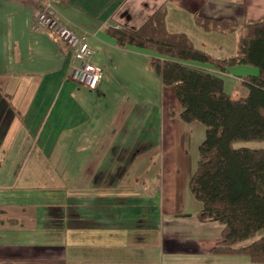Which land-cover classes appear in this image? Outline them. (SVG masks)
<instances>
[{"label": "crops", "instance_id": "0c3cea01", "mask_svg": "<svg viewBox=\"0 0 264 264\" xmlns=\"http://www.w3.org/2000/svg\"><path fill=\"white\" fill-rule=\"evenodd\" d=\"M42 1L0 0V264L243 260L211 253L223 226L199 221L189 191L205 128L181 121L148 52L104 30L138 29L163 7L168 32L224 59L236 34L202 31L196 16L243 25L264 18V0H52L64 25L88 35L103 71L96 91L74 85L64 46L32 30ZM250 73L223 77L231 98L247 95Z\"/></svg>", "mask_w": 264, "mask_h": 264}, {"label": "trees", "instance_id": "16d2710c", "mask_svg": "<svg viewBox=\"0 0 264 264\" xmlns=\"http://www.w3.org/2000/svg\"><path fill=\"white\" fill-rule=\"evenodd\" d=\"M165 15L161 7L138 29L104 31L121 49L148 52L150 70L164 86L173 87L181 121L205 128L188 186L202 206L199 221L223 226L221 242L211 253L264 264V148L235 147L264 142V18L238 25L196 16L195 24L202 31L237 36L235 54L216 60L185 34L168 32ZM237 68L256 73L240 78L247 95L233 99L225 91L223 77ZM175 115L170 109L169 116ZM259 232L263 236L257 237ZM246 241L251 242L242 245Z\"/></svg>", "mask_w": 264, "mask_h": 264}, {"label": "built area", "instance_id": "2783aa9c", "mask_svg": "<svg viewBox=\"0 0 264 264\" xmlns=\"http://www.w3.org/2000/svg\"><path fill=\"white\" fill-rule=\"evenodd\" d=\"M32 30L45 32L62 44L68 56L70 81L81 88L96 91L102 76V69L93 62L94 50L88 43V35L77 34L57 17L52 0H43L33 16Z\"/></svg>", "mask_w": 264, "mask_h": 264}, {"label": "rangeland", "instance_id": "374dc122", "mask_svg": "<svg viewBox=\"0 0 264 264\" xmlns=\"http://www.w3.org/2000/svg\"><path fill=\"white\" fill-rule=\"evenodd\" d=\"M104 104H106L103 106L104 112H107L106 111L107 107H110V109H108L109 111L114 110L111 106H108L109 102L106 101ZM239 146H244V147H248V148H264V142H248V143H237V144H235V147H239ZM260 236H263L262 232H259L257 235V237H260ZM249 242H251V241L243 242L242 245H246ZM242 258L244 261L243 260L237 261L236 264H251L247 257L242 256Z\"/></svg>", "mask_w": 264, "mask_h": 264}]
</instances>
